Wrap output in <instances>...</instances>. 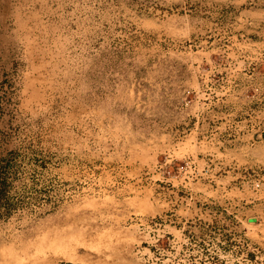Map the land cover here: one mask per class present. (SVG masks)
Listing matches in <instances>:
<instances>
[{
	"label": "rangeland",
	"instance_id": "1",
	"mask_svg": "<svg viewBox=\"0 0 264 264\" xmlns=\"http://www.w3.org/2000/svg\"><path fill=\"white\" fill-rule=\"evenodd\" d=\"M0 264H264V0H0Z\"/></svg>",
	"mask_w": 264,
	"mask_h": 264
}]
</instances>
